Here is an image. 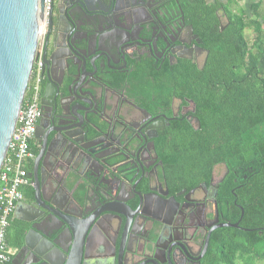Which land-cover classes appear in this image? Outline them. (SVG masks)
Instances as JSON below:
<instances>
[{"label":"flooded vegetation","instance_id":"flooded-vegetation-1","mask_svg":"<svg viewBox=\"0 0 264 264\" xmlns=\"http://www.w3.org/2000/svg\"><path fill=\"white\" fill-rule=\"evenodd\" d=\"M50 12L3 264H213L225 175L177 176L201 124L175 75L209 57L178 0H52Z\"/></svg>","mask_w":264,"mask_h":264},{"label":"trees","instance_id":"trees-1","mask_svg":"<svg viewBox=\"0 0 264 264\" xmlns=\"http://www.w3.org/2000/svg\"><path fill=\"white\" fill-rule=\"evenodd\" d=\"M204 47L203 68L187 63L176 74L201 124L189 147L177 150V176L194 185L210 184L215 168L227 172L219 187L226 223L215 241L213 264H256L264 261V24L260 3L252 16L233 0H178ZM253 31L248 40L246 31ZM30 88V85L29 87ZM28 96V94H27ZM181 97V94L178 95ZM242 210L244 214L242 215ZM217 238V239H218Z\"/></svg>","mask_w":264,"mask_h":264},{"label":"water","instance_id":"water-1","mask_svg":"<svg viewBox=\"0 0 264 264\" xmlns=\"http://www.w3.org/2000/svg\"><path fill=\"white\" fill-rule=\"evenodd\" d=\"M44 1L0 0V170L37 60L46 16ZM240 222L221 224L218 228L242 229Z\"/></svg>","mask_w":264,"mask_h":264},{"label":"built area","instance_id":"built-area-1","mask_svg":"<svg viewBox=\"0 0 264 264\" xmlns=\"http://www.w3.org/2000/svg\"><path fill=\"white\" fill-rule=\"evenodd\" d=\"M44 5L46 16L42 24L43 30L52 7V0H45ZM42 36L43 31L41 39ZM40 64L41 59L36 66L34 84L27 90L28 96L26 94L7 155L0 170V264L5 263L11 255L6 243V234L16 206L22 200V191L28 183L26 165L32 158L30 146L35 137L39 116L37 102Z\"/></svg>","mask_w":264,"mask_h":264},{"label":"crops","instance_id":"crops-1","mask_svg":"<svg viewBox=\"0 0 264 264\" xmlns=\"http://www.w3.org/2000/svg\"><path fill=\"white\" fill-rule=\"evenodd\" d=\"M209 1L212 2V1H219V0H209ZM222 1H225V0H222ZM233 3L236 9L245 10L249 17L252 16V10H251L252 5L256 3H260L259 14L262 16L263 24H264V0H233ZM261 62L262 64H264V58L261 60Z\"/></svg>","mask_w":264,"mask_h":264},{"label":"rangeland","instance_id":"rangeland-1","mask_svg":"<svg viewBox=\"0 0 264 264\" xmlns=\"http://www.w3.org/2000/svg\"><path fill=\"white\" fill-rule=\"evenodd\" d=\"M252 34H253V31L251 29H248L246 31V35H247V38L248 40H252ZM264 64H262V62H260V70L264 73ZM227 170L225 168L224 165H220L218 167L215 168V172H214V175H215V178H222L225 174H226ZM256 264H264V261H259L257 262Z\"/></svg>","mask_w":264,"mask_h":264}]
</instances>
